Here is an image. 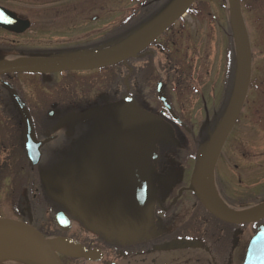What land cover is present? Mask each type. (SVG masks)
I'll return each instance as SVG.
<instances>
[{"label":"flooded vegetation","instance_id":"af4514ba","mask_svg":"<svg viewBox=\"0 0 264 264\" xmlns=\"http://www.w3.org/2000/svg\"><path fill=\"white\" fill-rule=\"evenodd\" d=\"M16 1L0 0V7L14 17L28 21L31 31L22 34L9 33V37H0V53L6 58L11 56L9 60L79 57L104 52L97 50L99 47H120V44L125 43L129 45L139 36L137 31L149 30L176 2L110 0L114 2V10L105 13L102 19L106 31L98 29L101 31V38L88 44V50L83 53H68L65 48L69 46L64 42H56L58 46L49 45V38L57 28L49 24V27L45 25L46 28L41 30L39 27L43 25L33 22L32 17L36 10H26V7L32 6H24L22 10L27 16L22 17L12 6ZM251 1L257 0H239L251 52L250 81L239 120L242 116L247 117V120L257 127L259 134L253 136L255 144L264 142V113H261L264 112V16L261 20L264 7L261 9L255 3L251 4ZM85 2L88 7L84 6ZM96 3L99 5L97 0H85L74 9H68V5H65L66 7L56 14L63 21L66 30L79 23L80 26L77 27H81L85 23V15L100 14V10H109L106 7L110 6H96ZM124 9L128 15L122 19ZM115 11L118 14H115ZM117 18L120 20L116 22ZM97 20L99 19L94 18V22ZM106 24L110 26H105ZM31 26L37 35L44 31L45 44L39 43L40 39L37 38H24L28 32H32ZM80 31L81 29L76 32L72 30L70 33L76 35ZM107 31L109 33L105 34ZM65 33L68 34V31ZM22 39L24 42H21ZM63 44L64 46H60ZM234 48L227 5L213 8L208 6L207 2L199 0L165 31L152 39L144 51L133 59L99 70L8 74L0 77V218L15 221L27 229H34L46 239L52 238V229L61 236L71 232L72 222H76V219L68 209L69 202L73 201L75 193L83 191L86 174L84 168L76 169V166H71V170L67 171L64 162L72 158L78 159L80 156L76 151L69 149L82 139L80 121L71 118L86 109L95 108L99 112L98 122L93 125L95 131H100V127L105 126L104 122L112 123L115 119L113 114H117L118 110L123 115H141L155 120L160 125L173 126L175 122L159 98V92L162 90L173 114L189 130L186 133L184 128L177 126L174 138L179 149L173 150L166 146L165 158H178L176 151L182 153L184 161L192 155L196 156V152L202 147L200 143L204 136L199 134L201 129L196 132L191 121L193 108L189 107L192 101L193 107L195 106L202 90H221L220 104L228 100V90L235 89L238 70ZM192 90H197L196 94ZM127 100L132 102L127 104ZM17 101L22 103L28 113L34 146L40 152L34 166H30L26 159L23 134L28 131V122ZM91 103L92 106L86 107ZM134 104L144 113L131 110L134 109ZM107 112L109 114L106 116ZM102 117L105 118L101 120ZM119 127L128 129L132 128V125L127 124V121L114 126L108 125L104 130L105 143L113 140L119 145L123 144L115 132ZM171 132L174 136V131ZM231 136L234 137L232 134L228 137L221 150L222 154L227 149H233L228 145L233 139ZM243 138H240L241 143L245 141ZM160 152L158 146L157 158ZM86 160L82 162V166H85ZM254 165L258 170V180H264V152L259 154ZM81 176L80 189L76 190ZM179 186L177 196L170 194L167 204H158L163 220L159 230L149 232L154 238L152 241L148 240L149 235L147 238L144 235V232L148 231L144 230V224L134 226L129 219L117 212H113L114 218L109 230L101 231L98 222L92 232L82 228L74 231L77 241L63 239L66 244H72L77 250L83 247L80 253L83 252L82 257L87 261L81 264H243L247 242L249 244L255 236L264 234V217L245 225L226 223L213 217L200 204L190 190L191 184ZM215 187L218 191L217 184ZM175 189L176 187L171 190ZM61 193L64 197L59 199ZM223 197L221 201L225 205L219 200L220 206H226L229 212L248 210L247 204H232ZM255 199L257 203L254 209L264 206V195L259 194ZM59 212L69 218L70 230L67 233L61 232L54 225V216ZM174 224L177 225L173 226ZM235 233L238 236L233 245ZM102 238L109 240L103 242ZM178 240L197 243H194V248H174L168 251L157 249ZM75 259L76 257H73L71 260L76 261ZM2 263L3 261L0 262Z\"/></svg>","mask_w":264,"mask_h":264},{"label":"rangeland","instance_id":"374dc122","mask_svg":"<svg viewBox=\"0 0 264 264\" xmlns=\"http://www.w3.org/2000/svg\"><path fill=\"white\" fill-rule=\"evenodd\" d=\"M83 1L85 0H17L14 4H12V6H14L16 12L22 17L27 16V14L22 10L25 8L24 6H32L28 8L26 7V10L29 8L34 9V11L36 10L35 14L33 13L32 18L33 22H38V24L43 25L39 27L41 30L46 28L45 25L49 27V24L57 28V31H53L51 38H49V45L58 46L55 44L56 42H64V44H68L69 46V48H65V50H67L68 53H71L75 51H87L88 47L86 46L97 41V39L100 37L99 34L101 31L98 29H104L102 30L103 32L106 31L105 28H103L104 21H102L105 13H110L114 10V2L110 0H97L99 5L96 3V6H110L106 7L109 8V10L107 12H102V10H100V14L94 13L88 16L85 15V23H83L81 27H77L80 26L79 23L77 26H70L68 30H66L62 24L63 21L59 16H57L56 13H60L61 9L66 7L65 5H68V9L77 8ZM109 2H111V4ZM202 2H207L208 6L213 8H219L225 4V6L227 5L228 9L227 0H203ZM86 3L87 2L84 3V6L88 7ZM254 3L263 9L264 0H257L256 2L251 1V4ZM117 11H115V14H118L119 11ZM126 15H128V13L127 10L124 9L123 14L121 15L122 19ZM263 16L264 11L261 12V20ZM94 18H98L99 20L94 22ZM118 20H120V18H117L116 22ZM105 26H110V24H106ZM31 27L32 32H28L24 38H37L40 39L39 43L42 42L45 44L44 41L46 39V34L44 31L39 32L37 35V33L33 31V26ZM34 28L37 29L36 27ZM78 29H81V31L76 35H71L70 32L72 30L76 32ZM66 31H68V34L65 33ZM137 32L139 34L143 31L139 30ZM108 33L109 31H107L105 34ZM1 36L6 38L2 31L0 32V37ZM22 41L23 39L21 42ZM217 41L220 42V40ZM64 44L60 46H64ZM74 44L77 45L74 46ZM120 45V48H122L128 44L125 43ZM116 47H111V49H115ZM101 49L103 48L101 47ZM7 57L10 58L11 56ZM193 91L196 94L197 90H192V92ZM220 91L221 90H202V93L199 95V99L198 97L196 99L195 106L193 107L192 101L189 107V109L193 108L191 110V121L193 125H195L196 132L198 133L201 129L199 134H203L204 136L200 145L206 144L209 139H211V137L216 132V129L220 126L223 117L227 112L226 110H228L227 106L230 103L231 96L229 95L228 100L220 104ZM231 91L232 90H229V93H231ZM251 91L253 92V90ZM96 111L93 110L91 113L84 116L71 118L72 120L78 119L80 121L82 139H79V141L75 142V145L70 146L69 149L76 151L78 156H80L78 159H68V161L64 162V166H67L68 169L66 167L65 169L70 171L71 166H76L78 168L84 160H88V167L84 168V171L87 175L84 181L85 184L83 185V190L87 188L91 189L92 186H96V190H93L92 193H89V197H85L84 193H78V195L80 197L84 196L89 200L91 199L93 204L96 205L95 210L98 211V214L95 216H93V214L90 215L86 213L85 208L81 209L82 211H75L73 204L75 208L77 206V208L80 209V201L79 199L78 202L77 200L70 201L68 209L71 211L72 216L76 219V222L75 224L72 222L71 232L64 236L57 235L55 230L52 229V240L61 239L64 241L63 238H68L72 242L77 241L78 238L74 235V231H79L82 228V230L92 232V229L95 230L94 226L98 222L100 223V230L103 232L107 231L109 230L110 225L112 224L111 221H113L114 218L113 212H117L122 217H129L132 221V225L140 224V219L137 217V212L141 207L142 209L140 214H142V217H144L142 224H144V230H148L147 232H144L146 237L149 235L150 231L155 232L162 226L161 222L163 218L161 214V208H159L158 204L162 206L167 204L171 196L170 194H175V196L177 195V189L179 185L189 184L190 182L193 169L192 167L194 166L195 160L191 159L184 161L183 157H181L182 153H180V151H176V154H178L180 158L173 157L169 160V165L167 167H159L156 159H154L151 153L136 151L128 146H122L121 148V146H118V144L113 140H109L105 143V140L101 138L105 137L106 133L104 130L107 129L108 125L114 126L127 121V124L132 125L133 129H141L145 134H150V137H153L156 141L168 142L171 149L178 150L179 146L174 138L176 137V127L166 126L164 124L160 125L155 120L153 121L152 119L141 115H135L132 113L131 116L126 114L123 115V113L118 110L117 114H113L115 115V119L112 121V123L104 122L105 126L100 127L101 130L96 132L93 127V125L98 122L97 119L99 118V112ZM261 113L264 112L261 111ZM108 114L109 113L107 112L106 116ZM105 117H102L101 120ZM101 120L99 121L100 124ZM241 124L242 125H238L235 128L234 132L232 133L234 137L231 136L233 139L231 138L232 140L228 144L229 146H232L233 149L231 151L227 149L225 152H223L216 165L212 183L215 185L217 184V187L220 191H217V188L214 187L215 192L213 191V195L215 201H221L222 197L224 196L223 199L226 198V201L232 204L243 202L244 204H247V208L250 209L257 203L255 197H257L259 194L264 195V180L260 179L261 182L258 180V176H256L258 170L256 167L254 168V162H256L259 154L264 152V142H256L255 144L253 143V136L259 133L257 127L251 124L247 120V117H243V119H241ZM171 131H174V136L171 135ZM155 136L158 138H155ZM239 137H244V143L240 142L242 139ZM113 146L116 147L113 148ZM116 149L118 150L116 151ZM99 151H101L100 154H97ZM126 168L128 169V172ZM261 171L262 170H260V172ZM131 184H133L132 190L134 193L128 189ZM134 184H136L137 187L134 188ZM175 187L176 189L172 191L171 189H174ZM63 197L64 195L62 193L58 196L59 199ZM76 197L77 195L74 198L76 199ZM221 202L224 204L223 201ZM124 203L128 204V206L135 203L134 205L137 206L133 209H127L124 207ZM98 218L102 221H98ZM165 220H167V218ZM176 225L177 224H174L173 226ZM138 232L141 233L140 230ZM174 234L175 233H173V235ZM153 239V236L149 235L148 240L152 241ZM108 240V238H104L102 241L107 242ZM64 243L65 241L63 242V245L59 243V246H62L58 250V253L63 255L60 256V259L64 264H81L87 261L82 257L83 252L80 253L83 251L81 249L83 247L77 250L72 246L67 247L64 245ZM73 257H76V261L71 260ZM0 259H3L2 264H45L44 261L34 253H32L30 256L25 254H18L16 256H3Z\"/></svg>","mask_w":264,"mask_h":264},{"label":"water","instance_id":"95a60500","mask_svg":"<svg viewBox=\"0 0 264 264\" xmlns=\"http://www.w3.org/2000/svg\"><path fill=\"white\" fill-rule=\"evenodd\" d=\"M194 0H180L167 15L162 18L158 24L147 34L145 38H142L137 44L122 51L99 55L91 57L81 58H63V59H47L39 61L28 62H3L0 63V75L6 73H51L62 71H83L93 70L102 67L111 66L117 64L123 60L132 58L137 53L141 52L148 43L164 29H166L177 17L185 12L187 7ZM231 6V22L238 64V83L235 90L233 102L229 109L227 116L217 131L215 137L210 142L209 146L203 153L202 157L198 161L194 175H193V187L192 190L196 194V197L200 200L202 205L213 215L217 216L223 221L234 223H248L257 221L259 218L264 217V208L254 213H241V214H227L220 210H217L212 206L206 193V186L210 179L214 165L222 148V145L227 138L230 130L232 129L235 121L240 113L246 89L248 86L250 76V51L246 31L241 19L238 0H229ZM0 27L12 32H21L28 28L26 22L18 21L10 16L6 11L0 9ZM164 100L166 106L167 103ZM129 102H127L128 104ZM134 107V106H133ZM119 136L126 143H131L138 147L149 148L151 143L148 139L140 133L132 130H122L118 132ZM33 140L30 138H24V143L27 147V157L30 164H35L38 158V154L35 155L30 150L29 146ZM64 221L67 218L63 214H59L56 217V223L62 229ZM0 229H9L15 232H19L29 238L41 251L42 256L46 264H60L57 259L53 246L49 242L41 238L36 232L26 229L25 227L7 220H0ZM66 230V229H65ZM250 243V248L247 252L246 264H264V234L256 236ZM170 248L174 247V243H171ZM181 247V246H178ZM256 247V249H254ZM260 249V250H259ZM258 250V251H255ZM260 253V255H257ZM256 262V263H255Z\"/></svg>","mask_w":264,"mask_h":264},{"label":"bare ground","instance_id":"6f19581e","mask_svg":"<svg viewBox=\"0 0 264 264\" xmlns=\"http://www.w3.org/2000/svg\"><path fill=\"white\" fill-rule=\"evenodd\" d=\"M207 186V195L215 203L210 179ZM32 253L38 255L43 260L40 250L29 238L9 229H0V258L10 255L16 256L18 254L30 256Z\"/></svg>","mask_w":264,"mask_h":264}]
</instances>
